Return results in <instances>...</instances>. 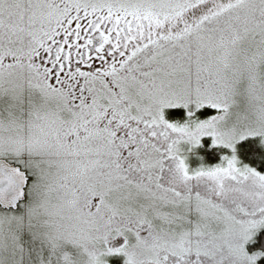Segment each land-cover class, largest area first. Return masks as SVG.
Segmentation results:
<instances>
[{
	"label": "snow or ice",
	"instance_id": "1",
	"mask_svg": "<svg viewBox=\"0 0 264 264\" xmlns=\"http://www.w3.org/2000/svg\"><path fill=\"white\" fill-rule=\"evenodd\" d=\"M0 264H264V0H0Z\"/></svg>",
	"mask_w": 264,
	"mask_h": 264
}]
</instances>
